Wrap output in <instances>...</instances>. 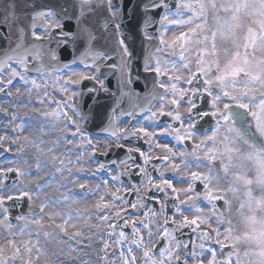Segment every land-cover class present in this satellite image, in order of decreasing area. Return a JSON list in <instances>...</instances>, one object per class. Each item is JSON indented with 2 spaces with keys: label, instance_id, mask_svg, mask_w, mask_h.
I'll return each mask as SVG.
<instances>
[{
  "label": "snow or ice",
  "instance_id": "obj_1",
  "mask_svg": "<svg viewBox=\"0 0 264 264\" xmlns=\"http://www.w3.org/2000/svg\"><path fill=\"white\" fill-rule=\"evenodd\" d=\"M208 3H211L213 8L215 7L214 0H175V12L171 11L167 0H148L142 5L143 23L146 27L154 25L151 13L158 10L163 12L159 19L160 28L156 29L158 34L144 32L146 41H158L157 44H149L143 60V71L154 73L155 79L152 87L144 96L143 105L134 103L132 105L133 110H121L120 112L121 116L127 115L129 117L139 116L143 113V119L150 123L158 121L159 117H170L172 121L178 122L179 126L168 124L159 134L172 135L178 145H183L186 141H194L197 135V120L211 116L215 120L212 134L201 139L198 143H194L191 150L185 149L177 154L167 144L156 145V147H163L165 152L162 158L156 157V159H162L164 163L172 160L173 162L169 166L173 170L179 171L181 167L187 170L193 164L196 168H200L202 163L206 162L208 172L191 171L188 186L183 189L174 187V182L165 178L163 173H160L159 181L154 182L147 167L153 157L139 148H128L129 156L120 162L123 170L119 175L111 176V182L121 181V177L130 175L129 169L131 167H136L142 176L147 177L146 190L148 192L156 190L163 194V199L150 197L156 204L161 205V213H164L167 208L169 196L171 200L178 203L172 205L174 208L173 216L164 215L165 227L163 230L161 231L157 226L156 235L164 241L157 248L155 245L145 242L144 239V230H147L148 241L153 239V232L151 231L153 225L150 221L158 218V213L154 208L148 207L139 196L136 201L131 202L132 210L148 207L138 226L135 219L131 221L128 219L130 215L128 212L129 201L125 196L119 195L120 187H117L112 193L111 201L104 202L105 196L101 195L97 201L96 209L105 214L98 216L97 219L101 226L106 225L109 229L106 233L107 239L101 238L103 241L100 249L103 253L100 257L102 264H137L138 260L140 264H180L181 256L184 257V264H189L190 260L192 264H204L205 252L210 253L207 264H264V219H258L251 215L253 209L258 211L260 208H264V202L253 201L251 197L246 202H242L239 212L244 217L247 226L246 231L237 235L232 227L226 226L223 238H221L219 226L225 224V215L224 209L219 208L217 202L223 200L225 206H230V202L221 190L214 187V181L218 179L221 173L225 177L228 176V172L230 168L235 166L236 160L254 162L256 180L258 183L264 184V0H237L234 9H232L235 15H233L231 22H218L217 27L211 31L207 27L206 4ZM75 4L79 11L74 17L68 14L67 9L56 11L48 8L33 11L30 14L31 40L29 41L26 38L27 30L20 23L17 4L15 0H9L2 10V19L9 28L15 27L16 37L13 40L11 33L0 35V40L6 42L5 47L0 48V93L8 91L10 95L9 86L14 81H19L25 86L30 85L27 87L29 93L33 90L39 92L43 87L44 97H47L49 81L43 80L41 83L39 78L55 73L59 91L65 94V99L63 101L49 100V103H55L56 107L44 115L56 121L63 120L65 129H73L70 133L71 137L80 139L81 145L78 147L91 145L94 154L96 145L92 143L88 133L82 131V124L86 125L90 117V112L83 109L86 94L92 101L96 102L101 90L106 95L111 93L115 97L116 106L112 109V112L115 113L120 101L125 97L134 101L139 96L135 90L139 77L129 69V61L133 59V56L126 46V41L118 38V62L103 65V69L111 68L119 73L117 77L118 95L116 92H111L105 83L108 73L102 70L100 61L112 60L113 56L93 47V41L97 39V36L84 24L82 19L86 13L104 7L111 20L116 22L115 32L119 37L122 35L121 21L123 20L124 0H119V2L117 0H75ZM249 7L253 9V15L256 17V26L249 27L243 37H237V31L240 27V10ZM72 19L76 20V32L67 30L65 27L66 23ZM109 23L110 20L105 17L102 23L105 32L110 31ZM171 25L187 27L188 31H181L179 35L173 34L168 37V27ZM37 28L41 29L39 33L35 31ZM57 30H59L58 33ZM56 35L59 36V39L55 40L57 47L67 46L69 43L74 44L77 39L83 40L86 45L78 57V62L83 66V70L71 71L67 78H64L61 73L70 66L62 64L57 51L49 47V43L55 39ZM217 37L225 41L231 40L235 48L231 59L224 65H221L218 59ZM177 50H179L178 55ZM193 51L196 52L195 71L191 68L193 63L191 53ZM162 53L165 55H161ZM169 56L174 57V59L170 60ZM45 57L54 63H46ZM29 60L33 62V67H29ZM92 69L95 71L93 72ZM185 70L189 73L186 78L183 75ZM30 72L37 73L38 76L30 77ZM5 74L7 75L6 80ZM162 77H167V81L161 79ZM199 79L203 80L202 88H184L181 86L182 80L191 86L194 81ZM60 80H63L62 84L59 83ZM84 81H93L94 86L80 90L70 87V85L79 86ZM214 86L219 90L213 92ZM17 92L19 93V89ZM198 95H207L211 98L209 101L211 112L198 111L194 113L193 110L197 108L194 98ZM76 100L80 102L79 107L73 105V101ZM154 101L159 102L158 111H152ZM40 102H43V98ZM182 103L188 105L186 109L187 121L179 111ZM137 108L139 111H136ZM92 115L94 116V112ZM248 117H251V122H249ZM12 120H16L15 115L12 116ZM24 127L25 125L20 123L13 130L23 131ZM103 131L117 142L121 138L127 140L130 137H138L146 139L150 143L157 135L154 131H148V128L143 125L134 127L131 131L118 127L114 116L109 119ZM5 139L6 137L0 136V143ZM68 142L71 143L70 140ZM209 144L211 147L208 146ZM241 145L245 147H241ZM118 146L123 147L124 145L118 144ZM48 150L51 152L54 148ZM5 151L8 149L6 148ZM134 151L139 153L143 165H137L134 162L128 164L129 161H134L131 155ZM177 155L181 159L180 164L174 162ZM189 158H193L192 164L189 163ZM56 159L58 158L53 157V160ZM60 164H64L63 159H60ZM125 165L128 166L123 167ZM105 167L104 163H99L96 172L104 171ZM153 167L159 171V166L154 165ZM39 169L40 165L37 164V171ZM13 171H15L17 178L30 175L19 167H9L6 171L0 170V185L3 186L0 187V227H3L11 237L8 239L6 247H0V264H39V260L41 256L45 255L46 250L41 246L40 232L37 231L33 234L28 225L32 224L38 228H43L42 219L37 218V216H17L15 219L25 221V225L19 229V232L14 233L11 231L14 225L7 204L9 201H21L25 198L28 201H32L34 198L39 199L50 181H46L43 185L37 184L35 192L21 189L14 183L13 187L17 188V192L13 195L4 196L2 192L7 187L4 182L8 179V174ZM57 171L60 172L61 169L58 168ZM234 179L242 181L250 187L252 177L242 178L239 174H235ZM109 182L108 179H105L104 187H107ZM197 183L203 185L202 192L195 191ZM80 188L85 192L87 191L86 184H80ZM96 188L99 190L100 185L97 184ZM133 188L139 191V186L133 185ZM70 200L76 202L74 196L66 195L61 203H67ZM200 200L206 201L210 206L212 215L216 217L218 227L212 229L215 237L211 236L208 231L200 232L198 236L201 241L198 246L199 251L196 250L197 246L193 242L192 250L189 252L188 242L178 240L175 232L188 227H191L193 232H197L201 225L208 223L209 217L204 215L203 208L197 204V201ZM182 205H187L188 210L194 212L195 215L192 218L185 215ZM50 206H54V204L48 201L42 202L40 212L43 213L45 208ZM112 209H115V212L110 215ZM55 215L60 216L59 213ZM176 216H180L182 219L177 221ZM79 218V214L73 217L70 212L60 216L63 222L55 224L58 233L45 231L44 238L46 240L55 239L57 244H67L69 241L82 242L80 240L81 232L76 231L72 235H68L69 230L75 227L72 221ZM48 219L54 222L55 216L50 215ZM169 220L175 225L171 230L167 227ZM128 228H131L130 233L125 231ZM33 235L36 237L35 240L32 239ZM25 236L28 238L21 239L18 244L17 238ZM64 236H67V241L63 239ZM213 239L221 249H230L224 260L217 259L215 249L206 247L205 242ZM245 242H249L252 246L241 252V245ZM68 247L70 253L77 251L71 244H68ZM110 248H114L111 256L108 255Z\"/></svg>",
  "mask_w": 264,
  "mask_h": 264
},
{
  "label": "rangeland",
  "instance_id": "obj_2",
  "mask_svg": "<svg viewBox=\"0 0 264 264\" xmlns=\"http://www.w3.org/2000/svg\"><path fill=\"white\" fill-rule=\"evenodd\" d=\"M217 2L220 5H231L232 2H234L236 4L237 0H217ZM26 162L27 161H22L21 162L22 164H20V165L17 164V165L19 167L23 168V167H26ZM32 162H34L35 165L31 168V170L27 171L28 173H30V175L25 176L26 178L31 180L32 185H36L37 180L47 178L48 175L51 174L53 170L57 171V169H58V164L56 162H47V163H37V161H32ZM37 164L40 165L39 171H37ZM48 186H50L51 189H53L51 185H48ZM43 223H44V221H43ZM28 227L30 229H32V228L36 227V225L30 224V225H28ZM0 228H3V227H0ZM16 229H17V227L14 226L11 231L15 232ZM37 231L40 232V238H43L44 237L43 234L47 230H44V228H42V229H38V230L33 231V233H36ZM3 233L5 234V235H3L4 236L3 239H5V243L7 244L8 239L11 237L9 236V233L7 231H5L4 229H3ZM33 240H35V239L33 238ZM100 263L102 264V261ZM39 264H61V261L60 260H52V259H47V260L46 259H40Z\"/></svg>",
  "mask_w": 264,
  "mask_h": 264
},
{
  "label": "bare ground",
  "instance_id": "obj_3",
  "mask_svg": "<svg viewBox=\"0 0 264 264\" xmlns=\"http://www.w3.org/2000/svg\"><path fill=\"white\" fill-rule=\"evenodd\" d=\"M256 190H257V193H254L253 201H261V202H264V190H263V187L262 186H260L259 188L257 187ZM262 209L263 210L261 212H255L253 215L256 216L258 219H264V208H262ZM251 246L252 245L249 242H247L244 247L245 248H249ZM243 251L244 250L241 249V252H243Z\"/></svg>",
  "mask_w": 264,
  "mask_h": 264
},
{
  "label": "water",
  "instance_id": "obj_4",
  "mask_svg": "<svg viewBox=\"0 0 264 264\" xmlns=\"http://www.w3.org/2000/svg\"><path fill=\"white\" fill-rule=\"evenodd\" d=\"M67 30H70L71 28L66 27Z\"/></svg>",
  "mask_w": 264,
  "mask_h": 264
}]
</instances>
